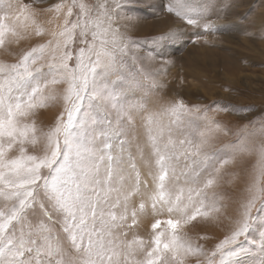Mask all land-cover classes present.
Returning <instances> with one entry per match:
<instances>
[{"label":"snow or ice","instance_id":"snow-or-ice-1","mask_svg":"<svg viewBox=\"0 0 264 264\" xmlns=\"http://www.w3.org/2000/svg\"><path fill=\"white\" fill-rule=\"evenodd\" d=\"M135 2L58 0L38 8L47 0H9L11 15L0 18V264H244L251 253L264 264V121L217 146L228 131L210 113L228 106L161 98L131 151L145 104L123 93L141 79L165 87L157 79L170 63L165 48L180 39L170 30L137 55L126 35L131 25L121 23L133 19ZM156 10L200 29L196 38L205 43L222 31L194 0H164ZM158 58L161 66L150 67ZM56 105L41 126L40 111ZM253 153V178L234 199L226 192L239 178L234 169ZM148 216L146 240L136 230ZM225 224L210 251L197 242L210 237L188 235L198 225Z\"/></svg>","mask_w":264,"mask_h":264},{"label":"rangeland","instance_id":"rangeland-1","mask_svg":"<svg viewBox=\"0 0 264 264\" xmlns=\"http://www.w3.org/2000/svg\"><path fill=\"white\" fill-rule=\"evenodd\" d=\"M11 2L15 3L16 0ZM56 2L58 0H47V3L36 7L44 8ZM162 2L164 0H136L129 8V15L133 19L121 22L131 25L126 30V35L135 43L136 49L133 51L137 55L146 54L153 47L150 41L170 30H177L180 37L175 42H169L165 48L164 56L170 63L164 65L163 74L157 77L165 87L155 89L151 81L141 79L139 87L123 93L125 101H143L145 104V111L136 117V140L129 136L131 151L135 154L136 143L143 142L142 120L149 113L159 110L158 101L161 98L165 101L180 98L188 105L201 107L215 103L228 106L229 111L210 113L228 131L227 135L220 137L217 146L234 141L236 133L245 125H249L251 130L252 121H264V0H194L196 5L209 7L211 19L222 29L215 35L207 34V43L204 39L197 40L196 33L200 29L185 24L174 15L157 12V6ZM8 3L9 0H0V18L6 14L11 15ZM48 38L47 35L32 37L31 40L22 42L20 48L43 43ZM161 64L162 61L158 58L150 67L157 68ZM116 87L119 89L127 86L117 82ZM58 110L59 105L41 110L37 117L38 123L47 126ZM256 126L259 127V123ZM184 130L189 131L187 128ZM174 135L178 133L174 132ZM250 139L254 146H259L262 142L259 137ZM145 152H148L147 148ZM113 153H121L118 141H114ZM123 154L127 155L126 152ZM256 161L257 157L253 153L246 156L234 169L239 173V178L234 187L226 189L229 196L239 198L243 188L253 178ZM141 171H146L142 165ZM152 222L151 216L143 218L136 230L138 235L146 240L150 239ZM227 231V224L222 227L198 225L188 229V235L193 239L197 236L210 237L197 241L210 251ZM241 260L244 264H259L260 256L258 253H251L243 255ZM188 264H195V259L190 258Z\"/></svg>","mask_w":264,"mask_h":264}]
</instances>
